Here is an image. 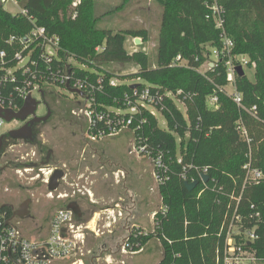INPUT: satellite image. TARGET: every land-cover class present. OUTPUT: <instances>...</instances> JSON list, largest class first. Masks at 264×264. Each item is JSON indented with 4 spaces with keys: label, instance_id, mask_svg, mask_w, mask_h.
<instances>
[{
    "label": "trees",
    "instance_id": "obj_1",
    "mask_svg": "<svg viewBox=\"0 0 264 264\" xmlns=\"http://www.w3.org/2000/svg\"><path fill=\"white\" fill-rule=\"evenodd\" d=\"M134 1L139 2L123 0L117 10ZM149 1L162 9L154 64L148 54H131L125 47L127 37L147 43L149 31L131 28L115 32L99 28L103 16L96 15V0H81L77 7L75 0H19L18 6L27 11V16L0 8V49L9 53L6 64L0 62L1 99L7 106L13 103L23 107L17 94L24 81L21 72H15V83H2L5 69L16 66L15 49L6 41L12 35H26L35 26L60 39L59 63L74 59L94 69L92 72L71 66L67 72L71 74L68 91L71 92L75 81L85 80L98 87L101 80L102 89L95 93L101 108L126 109V96L134 94L132 86L143 89L148 85L162 94L181 91L179 99L185 102L187 110L184 112L166 98L159 116L166 128L148 110L135 117V144L143 141L152 160L162 153L170 166L169 180L159 188L161 203L168 211L165 216L157 214L160 221L152 232L137 238L131 236L129 243L139 251L157 239L163 250L159 264H222L218 259L225 252L229 225H238L235 217L240 216L244 230L257 228L258 238L248 248L256 258L251 264H264V0ZM214 5L223 11L226 34L235 42L234 55L247 56L248 70L255 73V80L247 74L236 80L243 109L220 91L228 84L225 60L205 74L199 72L208 47H222L221 31L207 19ZM39 54L40 49L36 58ZM178 56L187 66L175 65ZM59 63L55 61L53 66ZM109 63L135 64V77L143 83L111 86L114 75L99 68L100 64ZM214 94L219 97L217 110L207 104V98ZM253 107L254 116L247 112ZM141 120H146V124L137 130ZM239 122L250 133L251 148L239 133ZM249 163L263 174L259 184L247 182L245 167ZM196 169L201 173L206 170L209 180L201 181ZM192 178L199 185L189 191L185 184L194 183ZM0 213L7 220L14 218L11 206H0ZM234 238L238 241L237 236Z\"/></svg>",
    "mask_w": 264,
    "mask_h": 264
},
{
    "label": "rangeland",
    "instance_id": "obj_2",
    "mask_svg": "<svg viewBox=\"0 0 264 264\" xmlns=\"http://www.w3.org/2000/svg\"><path fill=\"white\" fill-rule=\"evenodd\" d=\"M122 3L123 0H96V15L103 16L99 28L115 32L131 28L147 29L150 33L147 43L135 49L133 38L127 37L125 47L131 54L134 51L148 54L154 64L162 9L154 1L139 0V3L134 1L118 11ZM3 8L14 15L21 11L10 1L5 2ZM99 68L114 75L117 84L131 86L143 83L135 77L138 71L135 64L109 63L100 64ZM201 71L206 72L207 66L203 65ZM245 72L255 80L254 70ZM46 88L45 97L38 92L33 94V98L39 102L37 115H44L49 107L62 121L54 118L41 126L34 143L20 141L4 145L0 164L9 169L0 177V206L8 205L17 211L25 201L32 202L28 218H14V223L32 240L45 238L55 213L72 203H78L84 213L80 223L93 222L94 213L101 212L95 229L102 236L98 239L91 236L83 253L72 260L80 259L83 264H91L92 258L99 252L108 250L103 247L105 242L113 245L112 250L115 251L119 244L120 249L124 248L134 229L141 228L145 232L154 230V216L161 208L155 165L150 157L136 152L134 133L130 129L117 136L92 142L84 114L85 103L67 89ZM227 91L231 94L234 88L229 86ZM157 118L164 128L163 119ZM15 127V122H7L0 135L9 133ZM48 156L49 168H41L44 175L38 169L31 168L33 162L40 165ZM54 167L62 169L65 176L58 188L50 191ZM129 215L131 218H128ZM139 224L142 227L137 226ZM145 249L146 252L136 257L130 253L122 254L125 259L123 264H158L163 254L160 242L151 240ZM107 254L104 252L100 264H107Z\"/></svg>",
    "mask_w": 264,
    "mask_h": 264
},
{
    "label": "built area",
    "instance_id": "obj_3",
    "mask_svg": "<svg viewBox=\"0 0 264 264\" xmlns=\"http://www.w3.org/2000/svg\"><path fill=\"white\" fill-rule=\"evenodd\" d=\"M3 5L5 2H13L18 6L19 0H0ZM81 0H75L74 7H77ZM22 16H27V11L19 12ZM31 19V18H30ZM208 20L214 22L215 27L221 31L222 47L211 48L208 47L205 51V62L203 65L207 66V71L216 67L221 60L226 61L227 66V86L220 89L221 92L227 94L233 99V102L241 109L244 108L242 95L238 92L236 87V80L238 78V68L248 70L250 60L247 56H235L233 51L235 42L232 38L227 36L225 31V18L222 9L214 5L211 7V12L207 16ZM10 48L15 49L13 53V60L16 61V66L5 69L6 75L2 79V83L17 81L15 72H21L24 79L22 85L17 88L18 98L23 101V105L29 97H33L35 92L41 93L45 97L46 86L59 87L69 89L71 74L67 73L71 66L83 70H90L94 72L87 65L74 64V59H68L65 62L59 63L60 58V39L56 36H50L47 30L43 27H33V29L26 35L16 36L12 35L6 41ZM40 49V54L35 56L36 51ZM9 58V53L0 49V62L4 66L6 60ZM61 65L53 66L54 62ZM73 61V62H71ZM76 62V61H75ZM177 64L187 66V62L178 56ZM181 62V63H179ZM202 65V66H203ZM202 68V67H201ZM199 72L205 74V72ZM206 71V72H207ZM246 74V72H245ZM96 86L88 81L78 80L73 83L71 92L75 97L85 103V116L88 120V136L92 142L101 141L106 138L119 135L122 131L130 129L133 131L134 120L137 115L142 113V110H148L154 117H159L164 110V102L166 98L176 102L178 107L186 112V104L179 99L182 94L179 91L177 94L166 92L162 94L161 91L155 90L150 86H145L139 89L134 86L133 97L126 96V109H116L113 107L101 108L97 103L95 93L102 89V81L99 80ZM111 86H117L114 80L110 82ZM139 84V83H137ZM141 84V83H140ZM232 86L233 93H229L227 88ZM70 90V89H69ZM207 104L210 109L217 110L219 105V97L217 94L211 95L207 98ZM22 109V108H21ZM17 104L7 106L6 102L1 99L0 93V111L2 114L6 112H19L21 110ZM256 107H253L247 112L252 116L255 115ZM16 122V121H13ZM7 122L0 119V132ZM146 124V120H141L136 129L139 130ZM166 128V126L164 127ZM134 133V131H133ZM239 133L242 139L251 148L252 138L248 129L239 122ZM2 135H0V138ZM143 141L137 145L135 150L138 154L147 155V147L143 145ZM155 165V176L160 186L164 185L169 180V164L165 163L162 153L158 154L152 160ZM245 170L247 172V182L259 184L263 180V174L249 163ZM197 175L202 181L206 175V170L202 173L197 170ZM187 180V176L184 175ZM192 182L195 180L192 178ZM254 209V207H252ZM167 207L161 203V208L154 216V227L159 223L157 214L165 216L167 214ZM255 217H260V214H255ZM235 219L238 225L231 223L227 231L226 248L223 257L218 259V263L222 264H251L256 258L252 247L253 242L258 238L256 229L244 230L241 227L242 218L236 216ZM94 230L88 224L80 223L76 214L68 208L59 210L52 218L49 232L46 237L40 240H32L23 234L22 229L14 223V218L7 220L4 214L0 213V264H83L80 259L72 261L73 258L82 254L87 244V238L90 232ZM150 232H145L141 228L134 229L130 234L134 238L147 236ZM238 237V241L234 238ZM129 238L121 251L124 254H140L144 251L142 247L139 251H135L129 243Z\"/></svg>",
    "mask_w": 264,
    "mask_h": 264
},
{
    "label": "water",
    "instance_id": "obj_4",
    "mask_svg": "<svg viewBox=\"0 0 264 264\" xmlns=\"http://www.w3.org/2000/svg\"><path fill=\"white\" fill-rule=\"evenodd\" d=\"M3 7V3L0 1V8ZM135 43L137 45L141 44V39L137 38L135 40ZM238 72V76L239 77H244L245 76V72L242 70V68H238L237 69ZM132 88H134V86H132ZM39 107V102L37 100H35L33 97H29L28 99H26L22 109L19 112H6L5 114H2V112L0 111V119L5 120L6 122H13V121H21L24 122L26 121L29 117H33V120L30 121L25 127H23L20 130H12L8 133V135L13 138V139H17V136H15L16 133H19L21 131H23L24 129L28 128L27 134L26 136L21 137L20 139H24L26 141L29 142H33V138H31V127L36 123H40V122H45L49 119L51 113L48 112L47 116H45L44 118H37V110ZM3 136L0 138V151L2 150L3 147ZM64 173L62 171H57L51 178L50 184H49V189L50 191H55L58 186H59V181L61 179H63ZM204 181L207 182L209 180L208 176H204ZM186 187L188 188L189 191H193L197 188V186L199 185V182H194V183H186L185 184ZM68 209L73 211L76 215H78L79 212V207L76 203L70 204L68 206ZM26 207L21 208L18 211L14 212V218H19V219H26L29 217V213L25 211Z\"/></svg>",
    "mask_w": 264,
    "mask_h": 264
},
{
    "label": "flooded vegetation",
    "instance_id": "obj_5",
    "mask_svg": "<svg viewBox=\"0 0 264 264\" xmlns=\"http://www.w3.org/2000/svg\"><path fill=\"white\" fill-rule=\"evenodd\" d=\"M48 112L51 113L49 119L45 122H40V123H36L34 124L33 126H30L31 127V131H30V134H31V138H33V142H29V141H26L24 139H20L21 137L23 136H26L27 134V131L28 128L24 129L23 131L19 132V133H16L15 136H17V139H13L11 138L8 133H4L2 136L4 137L3 138V147H2V150L0 151V156H1V153L3 151V148H4V145L9 143V142H20V141H23V142H27V143H34L37 139H38V130L41 126H44L45 124H47L49 121L53 120L54 118H58L60 121H62L61 117L58 116V115H55L54 112L51 110V108L47 107V110H46V113L44 115H37V118H44L45 116H47ZM33 120V117H29L26 121L24 122H21V121H16V127L13 128L12 130H20L22 129L23 127H25L30 121ZM51 153V152H50ZM49 153V154H50ZM34 156H37V153H34ZM50 163V156H48L46 158V161L45 162H42L40 165L38 163H35L33 162L31 164V168L33 170H36L38 169L40 171V173H42L43 175L45 174L44 170L41 169V168H49L48 164ZM44 166V167H42ZM55 168V171L53 172V174L51 175L50 177V181H51V178L52 176L57 172V171H62L64 173V176H65V172L62 170V169H59V167H54ZM8 167L7 166H2L0 164V177L2 174H4L6 171H8ZM63 176V178H64ZM60 182V181H59ZM50 184V183H49ZM31 201L28 200V201H25L18 210H20L21 208L23 207H26V212L29 213V215H31V210H30V207H31ZM73 204V203H72ZM48 209V208H47ZM17 210V211H18ZM15 212V211H14Z\"/></svg>",
    "mask_w": 264,
    "mask_h": 264
},
{
    "label": "crops",
    "instance_id": "obj_6",
    "mask_svg": "<svg viewBox=\"0 0 264 264\" xmlns=\"http://www.w3.org/2000/svg\"><path fill=\"white\" fill-rule=\"evenodd\" d=\"M137 3H139V2H137ZM135 40L136 39H132V42H133V46L135 47V49L136 48H138V47H141L142 45H144V43H143V41L141 40V44L140 45H137L136 43H135ZM134 52H136V51H134ZM137 73V72H136ZM77 205H78V207H79V212H78V215H76L77 216V219H78V221L80 222V221H82V218H83V216H84V213L81 211L82 209H81V207H80V205L78 204V203H76ZM151 213H152V211H150V217H151ZM95 215V216H94ZM94 215H93V222H90V223H87L90 227H91V229L93 230V228H94V231L93 232H90L89 233V235H88V238H87V243L89 244V238L91 237V236H93L94 238H96V239H98V238H100L102 235H100L99 236V234L96 232V229H95V225H96V222H97V220H99V218L101 217V212H96V213H94ZM128 218H131L130 217V215L128 216ZM137 226H141L142 227V225H137ZM96 232V233H95ZM128 232H129V230H128ZM109 235H111V232L109 233ZM110 239H111V237H109ZM103 247H106L108 250H105L104 252H108V254L106 255L107 257H105V259H107V264H123L124 262H125V259L123 258V255L122 254H124V253H122L121 252V249H120V244L117 246V248H116V250L114 251V250H112L113 248V245H110L109 246V244H108V242H105L104 244H103ZM148 247H149V245H148ZM104 252H99V254H97V256L96 257H94V258H92V262H91V264H100V262L104 259ZM143 252H146V249L143 251ZM142 252V253H143ZM142 253H140V254H142ZM140 254H135V255H133V256H138V255H140ZM162 257H163V254H162ZM161 261V260H160ZM159 261V262H160ZM159 264V263H158Z\"/></svg>",
    "mask_w": 264,
    "mask_h": 264
},
{
    "label": "bare ground",
    "instance_id": "obj_7",
    "mask_svg": "<svg viewBox=\"0 0 264 264\" xmlns=\"http://www.w3.org/2000/svg\"><path fill=\"white\" fill-rule=\"evenodd\" d=\"M93 220V219H92Z\"/></svg>",
    "mask_w": 264,
    "mask_h": 264
}]
</instances>
